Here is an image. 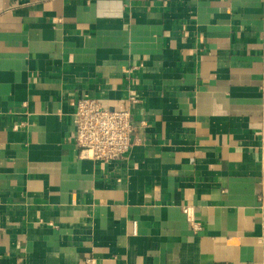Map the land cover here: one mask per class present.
<instances>
[{"label": "crops", "instance_id": "1", "mask_svg": "<svg viewBox=\"0 0 264 264\" xmlns=\"http://www.w3.org/2000/svg\"><path fill=\"white\" fill-rule=\"evenodd\" d=\"M133 94L81 158L76 100ZM90 260L264 264V0H0V264Z\"/></svg>", "mask_w": 264, "mask_h": 264}, {"label": "built area", "instance_id": "2", "mask_svg": "<svg viewBox=\"0 0 264 264\" xmlns=\"http://www.w3.org/2000/svg\"><path fill=\"white\" fill-rule=\"evenodd\" d=\"M140 102L136 94L120 107L106 106L99 98L85 96L76 100L73 113V138L81 158L109 162L123 158L134 143L137 126L133 109ZM189 206L183 210L194 229L199 225ZM88 264H93L92 260Z\"/></svg>", "mask_w": 264, "mask_h": 264}]
</instances>
